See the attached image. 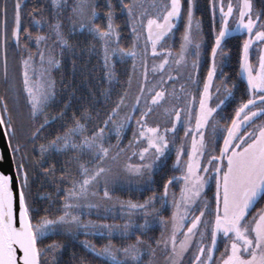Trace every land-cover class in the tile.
I'll return each mask as SVG.
<instances>
[{"label": "snow or ice", "instance_id": "6c2138e0", "mask_svg": "<svg viewBox=\"0 0 264 264\" xmlns=\"http://www.w3.org/2000/svg\"><path fill=\"white\" fill-rule=\"evenodd\" d=\"M24 3L25 0H13L10 29L7 0L0 7V79L8 93L0 95V264H61L59 257L65 245L55 241L44 245L43 240L50 235H65L72 241L81 235L103 238L106 242L99 247L87 239L80 241L100 264H145V256L149 257L147 264H159L158 250L162 264H185L184 257L189 252L188 264H264V205L256 207L264 201V123H253L264 116V47L258 48L255 63L250 59L253 45H264V0H238L235 6L228 0L226 10L223 0H209L213 38L206 51L203 74V29L195 16V0H153L150 7L154 14L142 0H116L120 13L126 14L125 26L134 37L130 48L120 46L113 0H63L61 14L67 13L65 18L73 32L80 30L81 35L101 45L105 69L111 68L114 57L131 58L133 73L140 66L138 56L144 65L142 75L136 77L134 91L130 73L127 87L122 86L115 101L108 92L101 93L106 104L97 111L94 122L85 105H80L66 121L69 100L63 101L57 114L49 111L59 104L50 73L61 61L54 48H49L46 55L39 47L50 36H33L28 28H22ZM52 4L56 6L57 0ZM35 11L28 15L40 25L33 15ZM181 20L179 50L173 53L161 48L158 53V45L174 33ZM61 28V21L54 18L49 25L54 44L61 55L74 53L76 44L66 38ZM145 31L147 39L141 53L137 51L138 42ZM235 35L243 39L238 44V79L232 80L224 69L232 51L227 46L228 38ZM21 39L26 43L22 45ZM33 40L37 52L28 47ZM13 44L21 53L23 113L18 106L16 83L8 72L7 48ZM148 45L153 57L164 56L158 66H153V72H161L155 81L149 79L147 69ZM37 55L41 71L33 80L30 70ZM172 65L176 66V75L171 74ZM105 75L111 80L113 73ZM241 82L243 95L248 98L225 115ZM213 99L216 102L210 104ZM154 116L164 117V126ZM55 121L63 122L50 138L49 128ZM129 128L132 137L124 144L122 134ZM179 128L183 136L178 137ZM172 148L174 169L180 175L164 179L158 195L151 185ZM61 154L67 159L57 177L56 165L50 161ZM133 159L137 162L132 163ZM125 177L129 186H143L151 195L142 202L114 197L112 193ZM41 178L59 180L55 184L58 215L49 214L51 204L42 208L31 196L32 185ZM181 180L179 197L173 193L169 200L170 186ZM213 184L214 195L205 199L206 188L211 191ZM38 198L51 200V194ZM169 205L173 210L166 220L161 213ZM193 206L199 214L190 216ZM85 209H96L100 219H87ZM109 214L113 220L119 215L123 222L108 223ZM141 218L143 223H137ZM152 224L161 226L160 237L142 238ZM167 224H171L170 232L165 228ZM218 236L223 238L222 250L218 249ZM114 239L120 243H113ZM73 260L84 264V259L75 255Z\"/></svg>", "mask_w": 264, "mask_h": 264}, {"label": "trees", "instance_id": "16d2710c", "mask_svg": "<svg viewBox=\"0 0 264 264\" xmlns=\"http://www.w3.org/2000/svg\"><path fill=\"white\" fill-rule=\"evenodd\" d=\"M29 0H27L28 2ZM36 2V16L42 15L45 12V8H43L40 4L43 0H34ZM127 2V0H125ZM113 3L116 6V17L115 22L119 26L120 39L121 41H130V35L128 32L127 26H125V17L120 13L119 5L116 4V0H113ZM195 14L200 18L203 27V34L208 36L209 32V24H208V0H195ZM259 8V4L256 5ZM27 9V8H26ZM40 9V10H39ZM98 23L100 21H97ZM63 27V26H62ZM65 30V31H64ZM65 33L66 38H70V41L76 44V48L74 53L65 52L61 55V50L58 53V58L60 59V65L56 67L52 71V77L55 81V87L57 92V99L59 104L53 105L49 111L54 115L60 111V108L63 106L64 100L70 101V107L67 108V112L65 115V120H69L72 116V113L76 111L80 105H85L89 108L90 115L92 117V121H95L97 111H102L103 107L106 104L104 96L101 95L102 92H108L110 94L111 100L115 101L118 98V94L122 91V86L124 87L125 81L127 78V69H119V63L115 64V76L116 79L113 83L108 82L105 76L104 66L102 64V60L100 57V45L97 41H92L91 37H86V35H81V31L69 32L66 28L62 30ZM241 37L243 36H232L228 38V47L231 48V57L228 60V64L231 66V79L237 80L238 77L236 73L238 72V44L241 41ZM94 44L95 48H90V45ZM126 45V44H125ZM125 45L121 44L122 47ZM18 61L14 59V65L16 72L12 73L17 77V67ZM13 69V68H12ZM16 73V74H15ZM0 79V95L7 96L5 88L1 84ZM5 87V88H4ZM244 84L241 82V86L235 92V100L225 109L226 112H231L232 108L241 101L245 99L247 96L243 95ZM99 100L100 103L96 101ZM18 106L21 101L19 95H17ZM10 107L12 106V101H9ZM111 105H109L110 107ZM20 111L23 113L26 111L24 104L21 103ZM227 114V113H226ZM228 115V114H227ZM261 119H264V116H259ZM63 121H55L52 123L49 128L50 138L51 136L56 135L59 130V126ZM89 127H92V123H89ZM67 157L63 154L55 156L51 159V163H54L57 168L56 176H60L59 169L64 165ZM169 159L166 161V165L161 166L159 171L156 173L154 180L155 183L151 186V189L156 192H160L162 188V181L167 179L174 167L172 168L169 165ZM59 180L56 181H44L42 178L37 179L36 182L32 185L31 188V196L36 199V203L43 207L49 208L50 215H58L59 213L56 209L59 207L58 197L56 196L55 184H58ZM69 185H62V187H67ZM149 192V191H148ZM48 194H51V200L49 199H41L38 197H44ZM60 195H63L61 192ZM264 201H261L256 205V207L260 206ZM41 214H44L41 212ZM149 236L156 237V233L151 229L148 233ZM142 238H146L142 237ZM90 240L92 243L96 244L97 247L101 245V241L98 236H83L81 235L77 238L76 241H72L68 239L65 235H50L48 238L43 240V244L47 245L52 243L53 241L57 243L64 244L65 247L60 254L61 264H66V262H71V264H76L73 260V255L77 259L83 258L84 264H100V261L91 255L86 249H84L80 243L83 240ZM116 239L113 240L116 243Z\"/></svg>", "mask_w": 264, "mask_h": 264}, {"label": "rangeland", "instance_id": "374dc122", "mask_svg": "<svg viewBox=\"0 0 264 264\" xmlns=\"http://www.w3.org/2000/svg\"><path fill=\"white\" fill-rule=\"evenodd\" d=\"M70 2H71V0H69V3ZM142 2L145 3L146 5H149V13L150 14H154V10L150 7V5L153 2V0H142ZM155 2L161 3V2H163V0H155ZM231 2L235 6L238 3V0H231ZM223 3L225 5V10H226V6H227V3H228V0H223ZM38 5H41L43 8H45V12L42 15L36 16L35 15L36 14V11H35V13H33V15L35 16V20L41 21L40 25H36L34 23V21H33V16L28 15V13L33 12V10L35 9L36 2L34 3V0H29L27 2V0H25L24 7L22 9V17H21L22 28L23 27L28 28L29 32L33 36H36L38 34L39 35H44V36H50V39H48L45 42H42L39 47H40V49H43L45 51L46 55L48 53V49L49 48H54L55 49V54H56V56L58 58V53L60 51V48L57 47L54 44L55 36L53 34H51L50 29H49V25L54 22V18L55 19H59L61 21V23H62V26H63L61 28V30H63V28H66L67 31L73 33L71 24L65 18L66 15H67V13L61 14L62 13L63 0H57V5L56 6H53L52 0H43V2L40 3V4H37V6ZM1 6L2 5H1V0H0V7ZM7 6H11V7H8V13H11L12 12V0H7ZM207 8H208L209 32H208V36L207 35L205 36L203 34V46H202V55H201V74H203L206 71V65H207L206 51L207 50H210V44H211L212 38H213L212 37V14H211V7L209 5V0H208V6H207ZM125 15H124V17H125ZM9 16L11 17V15H9ZM195 16L197 18H199L196 14H195ZM146 19L147 18L145 17V23H146ZM2 21H3V18H2V16H0V22H2ZM7 22H8V27L10 29L11 26H12V22L10 20H8ZM216 26H217V29H218V27H219V11L218 10H217V13H216ZM127 28H128V32H129V35H130L131 40L128 42V41H121V39H120V46H121V44H123V45L126 44L124 48H130L131 47L132 40L134 38L133 37V34H132L131 30H130V28L129 27H127ZM202 29H203V27H202ZM77 31H79V30H77ZM182 31H183V20L179 21L178 28L174 31V33L168 39L163 40L158 45L157 52L159 53L160 50H161V48L164 49L165 51H169L170 50L173 53L177 52L179 50L180 36H181ZM241 38L243 39V37H241ZM146 39H147V33L145 31L144 32V36L138 42V48H137V51L138 52H141V53L143 52ZM25 43H26V41L24 39H21V44L23 45ZM28 47H29V49L32 52H37V46H36L34 40L31 43H29ZM147 47H148V56L146 57V60H147V69H148L149 79L151 81H155V80H158L160 78L161 72H160L159 69H157L156 72H153L152 71L153 66L154 65H157L158 66L159 63H160V61L164 58V56L162 54H160V55H157V56L153 57L151 55V46L148 45ZM259 47H264V45H256V44H254L253 47H252V49H251L250 59L252 60L253 63H255L256 60H257V57H258V54H259V52H258V48ZM100 49H101V45H100ZM16 50L17 49L14 48V53H9V56H7V59H8V72H9V76L16 83V89H17V92L19 93V98L21 100L19 102V106H20L21 103L24 104V94L22 92H20V90L22 89V79H23L22 72H23V68H22V65L20 63L21 53H20L19 50H17V51ZM26 54L27 53H25V55ZM100 57H101V60H102V64L104 66L103 53H102L101 50H100ZM14 59H15V61H18L17 62L18 63L17 75H16L17 77H15L14 75H11L12 73L16 72L15 65L13 63L14 62ZM111 63H112V66H111L110 69H105V67H104L105 74L108 71H111L113 73V76H112V79L111 80H109L106 77L107 80H108V82L113 83L115 81V79H116V76H115V71H116L115 64L116 63H119V69L120 68L121 69H124V68L127 69V78H126L124 87H127V83L126 82L128 80L129 74L130 73L133 74L132 89L134 91L135 90V85H136V77L138 75H142L143 70H144V65L141 64V58L139 56L137 57V63L140 66L135 70V73H133V61L129 57H126L123 60H121L118 57H114ZM45 66H46V62H45ZM55 68H53L51 70V73H50V78L52 80H53L52 71ZM230 68H231V66L227 63V67H225L224 71L225 72H228L229 75H231ZM175 69H176V66L175 65H172V68H171V74L172 75H176V70ZM40 71H41V64H40L39 56L37 55V56L34 57V63L32 65V69L30 70V76H31V78L33 80H35L36 79V76L40 73ZM167 71L168 70L166 68L164 70L165 78L167 76ZM2 72H3V57L0 56V74H2ZM185 75H186V73H185ZM201 83H202V80H201ZM1 84L3 86H6L2 80H1ZM167 87L169 89H171L172 85L169 84V85H167ZM177 87H179V83H177ZM193 91H194V89H193ZM247 98L248 97H246L245 99H247ZM181 102H182V100H181ZM215 102H216L215 99H213L212 101H210V104H214ZM226 113L228 114L229 111L226 112ZM226 113H224V114L227 115ZM153 119L154 120H159L162 123V126H164L163 125V121L165 120L164 117H162V116H154ZM253 123L254 124H262V123H264V119H261L260 117H258L256 120L253 121ZM179 136H183V129L182 128H179L178 137ZM131 137H132V129L129 128V129L126 130V133L125 134H122L123 143L124 144H127L128 143V140ZM111 142H113V143L115 142V134L114 133L111 135ZM179 143H180V139L177 138L176 144L178 145ZM167 159H169V161H170V162L168 161L169 162V165L173 168L174 167V164H175V148H172V150L168 153L167 158L164 159L163 161H161V166H163L166 163ZM185 159H186V157H185ZM131 162L132 163H135L137 161H136V159H133ZM161 166H160V168H161ZM172 171L173 172H171V174L169 176H173V175L179 176L180 175V171L178 169H173ZM182 184H183V181L181 180V181L174 182L170 186V189H169V193H170L169 200L172 199V194L173 193L176 195V197H179V195H180V187H181ZM161 191H162V188H161L160 192ZM160 192H157V194L159 195ZM112 195L114 197H119L120 199H123V200L131 199L133 201H140V202H142L145 196L151 195V191H149V192L148 191H145L143 186L136 187L135 184H132V186H129V182H128L127 178L125 177V178H123L122 183L112 193ZM213 195H214V184L212 186V190L211 191H209L206 188L205 194H204V198L205 199H210V198H212ZM92 202H95V200H93ZM262 205H264V202L260 206H262ZM159 206L160 205L157 204V207H159ZM260 206H258V207H260ZM172 210H173V206L172 205H169L168 206V210L162 212L161 215L167 220L171 216ZM85 211L88 213V215L86 217L87 219H91V220H98V219H100V217L97 215V210L96 209H85ZM253 211H255V209H253ZM194 214H197V215L199 214L198 213V210H196V207L195 206H193V209L190 210V212H189V215L190 216L191 215H194ZM107 222L108 223H113V222L122 223L123 221L120 219L119 215H117L116 216V219L113 220L111 214H109V216L107 217ZM187 222L190 223V220H188ZM137 223H143V219L142 218L139 219L137 221ZM186 226L187 225L185 224V228H186ZM165 228L170 232V230H171V224L165 225ZM151 229H153L154 230V233H156V237L155 238H159L160 235H161V231H162L161 226L159 224H152ZM177 235L180 238H182V233H178ZM147 237H152V236H149L147 234L146 238ZM146 238H144V239H146ZM99 239L101 241V244L106 242L101 237H99ZM116 240H117L116 243L119 244L120 243L119 239H116ZM208 242H210V236L208 238ZM223 246H224L223 245V238L221 236H218V249H221L222 250L223 249ZM216 253H217L216 255H219V251H217ZM191 254L192 253L189 252L184 257L185 264H188V260H189V257L191 256ZM148 259H149L148 256H145L144 257L145 264H147ZM156 260L159 262V264H162L163 257H162L161 252L159 250L157 251Z\"/></svg>", "mask_w": 264, "mask_h": 264}, {"label": "flooded vegetation", "instance_id": "af4514ba", "mask_svg": "<svg viewBox=\"0 0 264 264\" xmlns=\"http://www.w3.org/2000/svg\"><path fill=\"white\" fill-rule=\"evenodd\" d=\"M4 2H5V0H1V5L3 6V4H4ZM12 3H13V0H12ZM1 6V7H2ZM8 7H11V6H8ZM9 15H11V17L9 16ZM12 12L11 13H8V20H10L11 22H12V24H13V19H12ZM3 18V17H2ZM14 48H15V46H14V44L13 45H10L8 48H7V56H9V53H14ZM17 51V50H16ZM221 123H223V121L221 122ZM217 254V253H216Z\"/></svg>", "mask_w": 264, "mask_h": 264}, {"label": "water", "instance_id": "95a60500", "mask_svg": "<svg viewBox=\"0 0 264 264\" xmlns=\"http://www.w3.org/2000/svg\"><path fill=\"white\" fill-rule=\"evenodd\" d=\"M0 150H2V148H0Z\"/></svg>", "mask_w": 264, "mask_h": 264}]
</instances>
